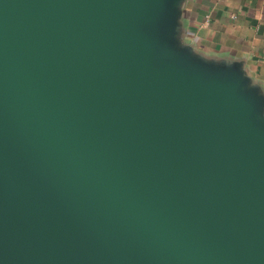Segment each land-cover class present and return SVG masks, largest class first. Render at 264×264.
Returning <instances> with one entry per match:
<instances>
[{
  "label": "water",
  "instance_id": "obj_1",
  "mask_svg": "<svg viewBox=\"0 0 264 264\" xmlns=\"http://www.w3.org/2000/svg\"><path fill=\"white\" fill-rule=\"evenodd\" d=\"M187 1L0 0V264H264V88Z\"/></svg>",
  "mask_w": 264,
  "mask_h": 264
},
{
  "label": "crops",
  "instance_id": "obj_2",
  "mask_svg": "<svg viewBox=\"0 0 264 264\" xmlns=\"http://www.w3.org/2000/svg\"><path fill=\"white\" fill-rule=\"evenodd\" d=\"M184 13L197 50L242 61L264 88V0H188Z\"/></svg>",
  "mask_w": 264,
  "mask_h": 264
}]
</instances>
